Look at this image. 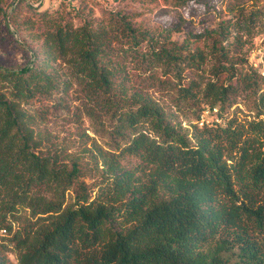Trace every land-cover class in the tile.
Masks as SVG:
<instances>
[{
  "label": "trees",
  "instance_id": "obj_1",
  "mask_svg": "<svg viewBox=\"0 0 264 264\" xmlns=\"http://www.w3.org/2000/svg\"><path fill=\"white\" fill-rule=\"evenodd\" d=\"M56 25L25 66H0V228L12 232L16 264H264V82L244 78L252 119L196 130L193 140L158 108L124 105L112 132L126 142L99 151L93 195L77 163L43 149L49 109L40 101L63 90L59 59L108 94L111 71L92 29ZM229 89L210 83L211 109L225 106ZM0 264L13 263L0 255Z\"/></svg>",
  "mask_w": 264,
  "mask_h": 264
},
{
  "label": "rangeland",
  "instance_id": "obj_2",
  "mask_svg": "<svg viewBox=\"0 0 264 264\" xmlns=\"http://www.w3.org/2000/svg\"><path fill=\"white\" fill-rule=\"evenodd\" d=\"M0 9V66L29 63L49 24L86 25L104 43L101 60L111 71L110 94L59 59L52 65L63 90L53 101H40L49 109L43 149L56 152L69 168L77 163L93 195L103 176L99 151L113 152L126 142L112 132L114 112L124 105L158 108L166 123L191 140L196 130L256 113L244 78L264 82V0H0ZM210 83L232 86L223 108H210ZM77 192L70 190L67 201ZM18 225L15 220L14 230ZM11 237L0 228V255L16 264Z\"/></svg>",
  "mask_w": 264,
  "mask_h": 264
},
{
  "label": "built area",
  "instance_id": "obj_3",
  "mask_svg": "<svg viewBox=\"0 0 264 264\" xmlns=\"http://www.w3.org/2000/svg\"><path fill=\"white\" fill-rule=\"evenodd\" d=\"M212 109H214V110H217V108L216 107H214V108H212ZM210 110L208 109L207 111H205L206 112V114L209 112ZM205 118L203 117L202 119H201V121H200V123L203 125L204 124V122H205Z\"/></svg>",
  "mask_w": 264,
  "mask_h": 264
}]
</instances>
